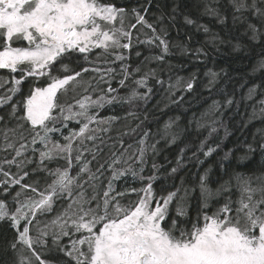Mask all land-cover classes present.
Returning a JSON list of instances; mask_svg holds the SVG:
<instances>
[{
	"label": "snow or ice",
	"instance_id": "6c2138e0",
	"mask_svg": "<svg viewBox=\"0 0 264 264\" xmlns=\"http://www.w3.org/2000/svg\"><path fill=\"white\" fill-rule=\"evenodd\" d=\"M227 4L232 24H245L243 35L264 44V0H227ZM180 9L181 0H0V152L11 155L0 157V228L11 230L0 239V264H264V164L258 175L256 170H239L247 169L246 162L255 155L264 159V135L257 143L224 151L223 138L208 143L218 133L217 124L224 127L225 136L230 134L217 117L197 144L193 121L196 131L206 125L195 114L185 127L178 125L179 116L163 125L157 120L155 133L147 125L141 128L148 119L145 114L129 129L131 133L140 130L135 149L133 144L125 147L123 137L129 132L117 131L115 140L109 136L111 144L102 135L122 118L101 116V110L115 112L125 104L147 103L155 94L149 86L152 79L162 88L167 83L165 107L183 100V96L172 99L177 90H195V72L165 81L159 78L162 68L142 72L140 65L133 70L127 62L134 32L136 45L160 49L159 55L144 58L145 65L152 60L165 62L172 48L182 56L210 58L204 46L191 49L183 41H169V25L175 26ZM203 14L221 25L228 21L219 7L207 3ZM183 20L208 34L204 44L216 52L225 43L234 52L244 47L239 41H226L207 25L196 24L188 15ZM141 34L146 39L141 40ZM260 67L264 68V62ZM168 71H172L171 64ZM221 73L226 75L227 70L205 71L208 82L203 88L210 94ZM41 78L43 82L37 83ZM93 81L96 88H92ZM113 81L118 88L112 87ZM78 88L83 92L77 97ZM121 88L126 89L124 95H120ZM258 90L261 98L252 105L245 127L264 117L261 84L249 87L241 100H254ZM70 91L71 102L61 101L60 95ZM234 102L239 106V101L229 97L224 107ZM221 107L219 100H212L201 119L215 117ZM127 116L139 119L132 111ZM72 121L78 130L63 135L62 129ZM56 133L64 143L53 139ZM150 139L154 142L149 143ZM161 141L163 149L177 145L174 166L164 168L153 160L149 169V152H161L157 147ZM102 145L109 149L103 157ZM214 154L218 156L216 171L209 164L202 171L189 172L187 179L180 176L179 184L174 182L190 162L203 166ZM53 162L56 167H50ZM30 165L34 167L29 169ZM39 173H46L43 191L36 187L39 181L24 182ZM162 179L173 183L154 187ZM120 182L123 188H118ZM29 190L36 197L26 196ZM52 213L50 220L38 219Z\"/></svg>",
	"mask_w": 264,
	"mask_h": 264
},
{
	"label": "trees",
	"instance_id": "16d2710c",
	"mask_svg": "<svg viewBox=\"0 0 264 264\" xmlns=\"http://www.w3.org/2000/svg\"><path fill=\"white\" fill-rule=\"evenodd\" d=\"M158 2H162V0H158ZM205 3H207L210 7H219L222 15L227 14V23L225 25H221L216 22L214 17L204 15L203 11ZM153 11H156L155 7H153ZM165 11L167 12L168 9H165ZM180 11L181 14L177 15L175 26L169 25L168 39L170 42L183 41L191 49L204 46L205 49L209 51L210 58L205 59L203 56H201L198 60L191 54L182 56L179 54V49L172 48L171 50L173 54L167 56L165 58V62L158 64L156 61L152 60L146 64L147 67L145 68L146 65L144 58L146 56L159 55L160 49L156 48L154 45H136L134 41V48L130 55V59L127 62L131 65V69L133 70L138 65H140L142 69L147 70L149 68H162L163 71L159 73V78L165 81H168L170 76L173 81L177 76L188 77L191 73L195 72L197 73V83L195 90L192 92L183 91L181 89L178 90L172 99H178L179 97L183 96V100L178 105L169 104L168 107H165V104H168V100L166 99L168 93L165 91L167 88V83L162 88L160 85L155 83V79L150 80L149 86L153 87L155 94L147 103L138 101L133 106L125 104L123 108H117L115 112L108 108L101 110V116L119 115L122 118L119 122L113 125V128L109 133H102L106 144L112 143V141L108 139L109 136L115 140L117 131L129 132L127 136L123 137L125 147H127L128 144L136 143L141 138V135L139 134L140 130L138 129L137 133H131L129 129L135 128L136 125L144 119L145 114H147L148 119L145 121L144 125H141V128L147 125V128L152 133L157 131V120L159 121L160 125H163V123L169 118L175 119L177 116L180 117V120L177 122L178 125L180 127H185L187 126L188 120L193 118V114H195V118H199L201 115L200 113H203L207 109L208 104H210L212 100H219L221 102L222 107L220 112L223 113V116H221L220 112H217L213 119L219 117L223 121L224 126L228 129L230 134L225 136L224 127H221L220 124H217L216 127L218 128V133L213 134V136L208 141L209 144L217 143L221 140V138H223L224 151H227L228 148H236L238 146L242 147L246 143L259 142L261 136L264 135V117L256 118L252 120V122L248 123L246 127L244 126L245 122L248 121L249 116L252 113V105L256 103V100L261 98L259 90L257 96L252 101L245 102L241 100V97H243L248 88L254 84H261V86L264 87V68L260 67L261 63L264 62V44L252 42L247 38V36L243 35L244 29L246 27L245 24H241L239 22L236 25L232 24V10L227 4V0H219V3H215V0H181ZM184 15H188L191 19L196 21V24L198 25H207L212 32L218 33L219 36L223 37L226 41L231 39L233 44L239 41L242 45H244V47H242L239 51L234 52L232 50V45L225 43L220 46V51L216 52L214 49H212L210 44H204L205 40L208 38V34L204 33L202 29L198 31L196 25L185 24L183 20ZM252 23H257V21L253 19ZM258 27H260L259 24ZM261 30L264 31V27H262ZM145 31L148 33V36L152 35L150 31H147V29H145ZM189 37H191L190 40L188 39ZM140 39L143 40L146 39V37L140 35ZM136 51L141 53L139 57L135 55ZM125 54L128 55L127 51ZM201 60L204 62L201 63ZM168 64L172 65L171 72L168 71ZM101 67H106V65H101ZM113 67H115V65H113ZM208 68H211L217 72H219L221 68L227 70L226 75L221 73L218 82L211 90V94L209 93L208 89L203 88V85L208 82V78L204 75ZM140 74H137V78H139ZM89 75H85V77H89ZM42 82L43 78L37 81V83ZM128 84L131 86V81H129ZM105 87L106 85L102 84L101 88ZM112 87L118 88L119 85L116 82H112ZM119 91L120 95H124L126 89L121 88ZM141 91H144V89H141ZM229 97H233L235 101H239V106H237V104L234 102L230 107H224V101ZM257 108H259V105H257ZM161 109L163 111H161ZM129 111L135 112L139 119H134L131 116H127ZM125 117L127 118L124 119ZM125 125H127V127H125ZM57 126L59 127L60 125ZM90 127H96V125H91ZM210 127L211 123L208 127H204L196 131L195 121H193L192 129L194 136H196L195 143L198 144L200 139H203L205 136H207L208 132L210 131ZM78 128L79 125L75 121L69 122L68 127L62 129L63 135H68L69 130H78ZM257 129H261V131L258 132ZM53 139H59L61 143H64L59 133L53 134ZM151 141L154 140L150 139L149 142ZM2 143L3 141L0 140V144ZM86 143L89 148L92 147L91 142ZM178 145L180 147L183 146V144L179 141ZM101 147H103V152L100 155L105 156L109 149L104 145ZM157 147L163 149V142L158 144ZM86 153L87 152H85V154ZM176 154L177 145H172L170 148L163 149L161 152L155 155L150 154V156L148 155V168L150 169L151 163L154 160L158 166L163 165L164 168L170 169L172 166H174ZM222 154L223 153H220V155ZM5 155H9V158H11L9 153L0 152V157ZM73 155L75 156L76 153L74 152ZM188 155H191V152H189ZM85 157L87 156L85 155ZM165 157H167V159H165ZM200 158L204 159L202 155ZM87 159H91V155H89ZM217 159L218 156L214 154L205 161L203 166L196 165L195 161L190 162L186 169L181 170L178 173L174 182L179 184L180 176H184L187 179L189 172L194 174L197 171H202L203 168L207 167L209 164H213L214 171H216L214 162ZM169 161H171V163H169ZM93 162L96 163V161ZM246 163H248V168H241L239 170H256L258 175L259 171L261 170V165L264 164V159H262L259 155H255L253 156L251 162ZM14 170L15 168L13 167L12 171L14 172ZM163 170L164 169L162 168L161 171ZM72 174H75V169L73 170ZM40 175L43 176V174ZM31 177L34 178L35 176L31 175ZM172 183V179H162L158 181L154 187L158 189L160 184L171 185ZM124 186V182H120L118 184V188H123ZM169 190H171V188ZM10 231L11 230H6L5 228H0V239L6 235H10Z\"/></svg>",
	"mask_w": 264,
	"mask_h": 264
},
{
	"label": "rangeland",
	"instance_id": "374dc122",
	"mask_svg": "<svg viewBox=\"0 0 264 264\" xmlns=\"http://www.w3.org/2000/svg\"><path fill=\"white\" fill-rule=\"evenodd\" d=\"M144 32H146L145 31V29L143 30ZM147 31H150V30H147ZM151 33V32H150ZM136 35H137V33H135L134 32V35H133V41H135V37H136ZM142 35V34H141ZM142 36H144V35H142ZM170 41V40H169ZM143 46H147V45H143ZM149 46V45H148ZM97 51H99V50H97ZM101 65H103V64H101ZM100 65V66H101ZM151 65V64H150ZM147 67V65L145 66V68ZM143 71H147V69H142V72ZM88 79H89V77H84V80L85 81H88ZM175 81V79L173 80V82ZM113 82H115V81H113ZM96 82L95 81H93L92 82V88H96ZM102 87V84H100V88ZM182 90V89H181ZM83 92V89L82 88H78L77 89V97L79 96V94L80 93H82ZM178 92V90L175 92V93H177ZM96 93H93V95H95ZM58 95H60V94H58ZM72 96V92L70 91L67 95H60V99H61V101H68V102H71V100H70V97ZM205 112V111H204ZM203 112V113H204ZM200 114H202V113H200ZM199 114V115H200ZM198 116V115H197ZM214 118V116H211V115H208V116H204L203 117V119H201V115L199 116V118L198 117H196V119H200L201 120V123H204L206 126L205 127H208L209 126V124L211 123L210 121L212 120ZM208 122H210V123H208ZM119 126V125H118ZM156 139H159V137L158 138H156ZM152 142H154V141H151V142H149V143H152ZM161 142H163V141H161ZM134 145H133V149H135V147H137L138 145L136 144V143H133ZM91 148V147H90ZM150 152H149V156H150ZM87 157L86 158H88L89 157V153H86L85 154ZM152 155V154H151ZM105 156H106V154H105ZM103 157V156H102ZM99 159V158H98ZM61 165H63L65 162L64 161H60L59 162ZM96 163H94L93 162V166L95 165ZM32 167H34V165H30L29 166V169H31ZM50 167H56V163L55 162H53L51 165H50ZM15 168V167H14ZM93 170H95V168L93 167ZM16 171V169L14 170V172ZM40 174H43V176H41ZM33 176V175H32ZM35 177L34 178H32L31 177V175L27 178V180L26 181H24V182H26V183H29V184H32L34 181H39V184H37L36 185V187L38 188V190L39 191H43V189H44V180H45V177H46V173H39V174H36V175H34ZM16 190H19V186L17 185L16 186ZM25 195L26 196H33V197H36V194L35 193H32L30 190L29 191H27L26 193H25ZM38 198V197H37ZM53 215H54V213H52V214H49V215H47V216H45V217H39L38 216V219L39 220H41V221H47V220H50L52 217H53ZM41 227H43V223L41 224ZM36 234V232H35V229L33 230V235H35Z\"/></svg>",
	"mask_w": 264,
	"mask_h": 264
}]
</instances>
